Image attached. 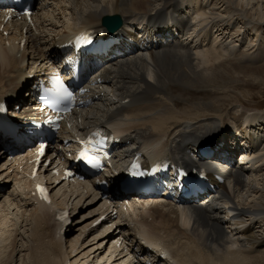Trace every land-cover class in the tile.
Masks as SVG:
<instances>
[{
	"label": "bare ground",
	"instance_id": "6f19581e",
	"mask_svg": "<svg viewBox=\"0 0 264 264\" xmlns=\"http://www.w3.org/2000/svg\"><path fill=\"white\" fill-rule=\"evenodd\" d=\"M47 1L37 2L41 8L30 23L11 22L3 29L6 36L0 32V101L17 106L18 112L27 109L33 101L31 87L23 96L27 76L33 75L32 82L43 76L56 55L55 44L82 30L103 31L102 18L119 15L128 36L139 22L144 33H137L138 40L147 34L148 41H160L146 54L113 61L109 69L100 71V83L92 92L94 105L74 113L67 132L108 128L126 143L119 149L121 158H131L138 149L152 160L167 158L193 167L202 161L190 159L188 153L218 137L226 138L225 151L234 152L237 141L223 128L229 117L237 126L235 133L241 134L252 153L249 159L254 160L245 164L249 174L242 163L225 172L227 182L212 200L183 208L133 201L126 207V198L108 203L83 185L59 182V176L49 180L65 155L66 148L57 145L49 150V165L38 170L36 180L51 192L57 189L59 202L70 211L82 205H78L76 227L60 234L53 220L58 203L39 202L33 194V181L27 173L29 157L10 160L0 152V184L4 179L15 182L14 177L19 184L16 193L6 195L0 185V264H132L131 257L137 254L154 264H264V113L248 114L250 110L243 105L241 113L219 109L213 101L192 100L187 92L205 94L224 88L214 71L222 66L223 57L234 54V48L222 43L221 35L236 25L242 40L241 23L247 24L250 17L256 20L253 29L261 28L264 13L259 1L251 11L240 0H191L193 5L188 7L180 0H55L57 9L52 6V11L47 9ZM194 8L203 24L199 32L185 17ZM169 27L172 36L177 33L167 42L163 36ZM217 38L222 52L213 48ZM195 39L198 47L207 49L201 56L193 52ZM183 96L191 99L183 100ZM180 100L186 103L182 106ZM230 214L232 218L225 222ZM101 215L107 221L92 228ZM120 215L132 218L137 227L131 228L129 222L121 225ZM142 240L147 245H141ZM161 254L167 258L162 259Z\"/></svg>",
	"mask_w": 264,
	"mask_h": 264
},
{
	"label": "rangeland",
	"instance_id": "374dc122",
	"mask_svg": "<svg viewBox=\"0 0 264 264\" xmlns=\"http://www.w3.org/2000/svg\"><path fill=\"white\" fill-rule=\"evenodd\" d=\"M180 1H182L183 4H185V7H188L187 4L193 5L191 4V0H180ZM258 1H259L258 5L260 6V9L264 13V0H240V3H242L243 7L245 6L244 7L245 9L247 10L250 9L249 11H251L252 6L254 9H256ZM250 3H253V4H250ZM51 9L54 10L53 8H50L49 11H52ZM55 9H57L56 6H55ZM190 11L191 12L186 14L185 17H187V19H189L192 22L193 24L192 28L195 31L199 32V30H201V28L203 27V24L200 22V15L197 14L195 8ZM248 20H249L248 21L249 25L248 23L247 24L241 23L244 26L241 28V30L244 32V36L242 37L243 38L242 40H241V37L239 38L238 32L235 29L236 25H232L230 27L232 28L231 31L225 34V36L223 34L221 35L222 36L220 38L221 42L229 44L230 48H234V54L230 55L229 58L223 57L224 59L222 58L223 60L222 66H219L218 69L214 71V74H215L214 77L218 80V82H220V85L221 83H225L224 88L220 87V89L217 92H214V93L207 92L205 94L204 92L198 93L194 91H187L188 94L192 96V100H197L198 98H202L206 102L213 101L215 102L216 106H218L219 109L227 108V109H231V111L233 112H238V113L242 112L241 105L245 106L247 109L250 110L248 114L264 113V22H262L263 26H261V28L257 27L253 29V24L254 25L256 24V20H254L251 17L248 18ZM243 21L246 22L247 20H243ZM48 29L46 30L48 31ZM47 34L50 35L51 32L49 31ZM194 35H196V32L193 33V36ZM218 39L219 38H217V40L213 44L214 46L213 48L215 49L218 48L219 50L221 48V52H222V47L221 45H219L220 40ZM197 43H198L197 39L192 41L191 45L193 46V52L201 56L202 54L206 52L207 49L206 47H198ZM211 89L212 88H210L209 90ZM182 99L187 100L191 98H188L187 96H185ZM181 100L178 102L181 103L182 102ZM183 103L184 102L181 103L182 106L186 102L184 104ZM224 121L226 122H223L224 124L223 128L227 129L229 131V136L233 137L235 133V129L237 127L236 124H234V122H232V120L229 117ZM263 136L264 134L262 135V137ZM263 140H264V137H263ZM242 166L244 168L246 167V165H242ZM14 179H15V182L4 179L3 183L0 184L2 187V190H4V193H2L3 195L13 194L19 190L17 187L19 184L16 183L15 177ZM78 205L82 206L81 204H78ZM78 205H77L76 210L80 208V206ZM26 209L29 210L30 208L29 209L26 208ZM80 216H82L81 213H80ZM90 216L93 217L94 215H90Z\"/></svg>",
	"mask_w": 264,
	"mask_h": 264
},
{
	"label": "snow or ice",
	"instance_id": "6c2138e0",
	"mask_svg": "<svg viewBox=\"0 0 264 264\" xmlns=\"http://www.w3.org/2000/svg\"><path fill=\"white\" fill-rule=\"evenodd\" d=\"M68 99H71V94H68ZM44 151V146H40V154L42 155ZM78 158L82 160L86 165L92 167V168H99L100 165V159L97 154H95L94 150L89 147L87 143H85L82 147V150L78 153ZM132 176H138L140 175L135 170L131 173ZM37 190L41 193L42 198L47 199L45 195V189L37 187ZM66 216V214H65Z\"/></svg>",
	"mask_w": 264,
	"mask_h": 264
},
{
	"label": "water",
	"instance_id": "95a60500",
	"mask_svg": "<svg viewBox=\"0 0 264 264\" xmlns=\"http://www.w3.org/2000/svg\"><path fill=\"white\" fill-rule=\"evenodd\" d=\"M119 22H120V19H119V17L118 16H115V17H113V18H110V17H105V19H104V24L107 26V27H111V26H113V27H117V26H119Z\"/></svg>",
	"mask_w": 264,
	"mask_h": 264
}]
</instances>
